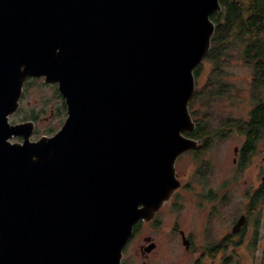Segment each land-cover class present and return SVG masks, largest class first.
<instances>
[{"label": "water", "instance_id": "95a60500", "mask_svg": "<svg viewBox=\"0 0 264 264\" xmlns=\"http://www.w3.org/2000/svg\"><path fill=\"white\" fill-rule=\"evenodd\" d=\"M220 11L219 0H0V264H121L197 147L188 106ZM30 78L66 107L60 129L32 141V121L9 123Z\"/></svg>", "mask_w": 264, "mask_h": 264}, {"label": "rangeland", "instance_id": "374dc122", "mask_svg": "<svg viewBox=\"0 0 264 264\" xmlns=\"http://www.w3.org/2000/svg\"><path fill=\"white\" fill-rule=\"evenodd\" d=\"M234 55L235 52L231 51L233 58L225 65L224 71L227 74V80L236 90L241 91L231 93L230 98H225L223 101L218 100L213 105L212 112L204 108L203 99L194 105V109L200 114L206 112L208 121L214 127H218L219 121L226 117L243 123L248 119L252 107L253 102L247 93L251 70L247 64L234 58ZM209 72V66H204L200 70L197 83L195 77V88L202 86ZM36 79L31 87L26 90L23 87V97L19 101V108L9 117L11 124L25 121L34 123L31 141L41 136L53 135L60 129L66 118V107L64 115H59L57 111L63 103L58 96V98L54 96V87L45 84L43 78ZM205 106L207 107V104ZM188 107L190 112V106ZM42 109L45 111L37 113ZM29 111L32 115L37 114L36 121L23 119L30 114ZM190 114L194 122V115L191 112ZM242 139L239 133L227 128L221 138H214L212 146L201 151L197 149V152H185L177 158L175 169L178 179L183 184L177 199L179 203L173 205L164 202L165 204H162L155 215L158 223L142 221L124 251L123 258L127 264H192L194 256L185 252L178 230L191 233L195 242L199 243L203 238L206 225L211 227L217 236H221L229 229L232 217L245 211L247 188L252 191L262 181L264 182V140L259 143L250 163L240 170L233 160L235 149L240 146ZM11 141L20 142L17 138ZM198 146H202L200 140H197ZM232 189L234 192L229 200L220 207V197L225 190ZM248 217L250 229L247 240L249 241L246 245L235 247L232 264H264V197L255 210L248 211ZM253 222H256L255 226ZM257 229L260 240L254 248L251 239L253 230L257 231ZM146 237H150L155 244L151 252L140 250L141 246H147V242L144 241ZM205 261L203 264H210L209 261ZM216 263L218 264L219 260L214 261V264Z\"/></svg>", "mask_w": 264, "mask_h": 264}, {"label": "trees", "instance_id": "16d2710c", "mask_svg": "<svg viewBox=\"0 0 264 264\" xmlns=\"http://www.w3.org/2000/svg\"><path fill=\"white\" fill-rule=\"evenodd\" d=\"M219 2L221 11L210 15V19L215 24L210 49L202 64L194 71L196 83L200 70L204 66H209L210 72L202 86L195 88L189 104L190 112L194 115L195 128L193 132L185 134L187 137L202 142V146L199 147L200 151L212 146L214 138H221L226 129L230 127L229 117L221 119L218 127L211 126L207 119L208 115H205L206 112L200 114L194 109V105L203 99L204 108L212 112L213 105L218 100L223 101L225 98H230L231 93L241 91L236 90L227 80V74L224 71L225 65L233 58L231 51L235 52L234 58L247 64L251 70L247 93L253 103L249 111V120H244L243 125L250 128L248 136L256 134L257 128H264V0H219ZM36 80V78L28 79L24 90L31 87ZM50 85L54 87V96L63 100L56 86ZM43 110L45 111L42 109L37 113L40 114ZM64 110V104L57 109L59 115H64ZM36 115L30 113L23 119L36 121ZM235 121L239 120L235 119ZM239 123L241 124L238 122L235 125L240 126ZM250 141L248 139L245 145L246 152L251 150V148L248 149ZM244 166L245 164L240 165V170Z\"/></svg>", "mask_w": 264, "mask_h": 264}, {"label": "flooded vegetation", "instance_id": "af4514ba", "mask_svg": "<svg viewBox=\"0 0 264 264\" xmlns=\"http://www.w3.org/2000/svg\"><path fill=\"white\" fill-rule=\"evenodd\" d=\"M61 101L64 104V100L61 99ZM248 120L249 119H247L246 121ZM238 122H241V121H238ZM238 122H236L235 119L231 118L230 123H229L230 124L229 129L233 132L239 133L243 138L240 146L235 149V157L233 160L236 164V167L238 165V167L240 168V165L245 164L244 167H246V165L250 163L251 157L254 155L259 143L264 140V128H257L256 134L248 136L250 128L247 127V125H243L244 122L243 123L241 122V124L239 123L240 126L235 125ZM16 138L21 141L20 137H16ZM248 139L251 140L249 143L250 147L248 148V149L251 148V150L249 152H246L245 145ZM197 149H199V146L189 152H197ZM176 178L178 179L177 173H176ZM178 181L180 182V186L176 190H174L169 200L165 203H169L173 205H176L179 203L177 199L179 197V194H180L179 191L181 190V187L183 186V184L179 179ZM226 191L227 190H225V193L222 194V196L220 197V200L222 201V202L220 201L221 203L220 207L222 206L224 202H227L229 200V197L234 192L233 189L230 191L228 190L227 192ZM246 192H245L246 193L245 197L247 198V202L244 203L245 211L238 216L232 217V220L229 224L230 225L229 229L223 232L221 236L215 235L214 232L212 231V228L206 225L204 233H203V238L200 239V241L202 240V242L199 241V243H196L191 233H188V232L185 233L182 230H178V234L180 235L181 243L184 247L185 252L188 255L194 256L192 264H203V261L205 260L209 261L210 264H214V261L216 260H219L218 264H232L233 263L235 247L246 245V242L249 241L247 240L249 236V229H250V227L248 226L249 224L248 211L250 212L252 209L255 210L256 207L260 203H262V200L264 197V182L262 181L260 185L255 187L252 191H249V188H247ZM217 206L219 208L218 204ZM159 209L155 212L153 218L148 222L158 223V221H156L155 219V215L158 213ZM240 219H242V223L236 228V225ZM255 223L253 222L254 226H255ZM141 224H142V221L134 225L132 235L128 242H130V240L133 238V236L135 235L137 229L141 226ZM259 240H260V234H259L258 229L257 231L253 230L251 244L254 245V248H256V246L258 245ZM144 241L147 242V246H141L140 250L142 252H151V250H153L155 247L154 242L151 240L150 237L144 238ZM128 242L123 249L121 264H127L123 256H124V251L128 245Z\"/></svg>", "mask_w": 264, "mask_h": 264}]
</instances>
